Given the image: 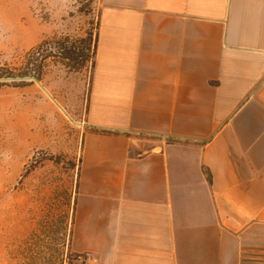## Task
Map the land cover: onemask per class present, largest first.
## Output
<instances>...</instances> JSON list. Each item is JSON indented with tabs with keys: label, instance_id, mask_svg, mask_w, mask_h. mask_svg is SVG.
Returning a JSON list of instances; mask_svg holds the SVG:
<instances>
[{
	"label": "crops",
	"instance_id": "obj_1",
	"mask_svg": "<svg viewBox=\"0 0 264 264\" xmlns=\"http://www.w3.org/2000/svg\"><path fill=\"white\" fill-rule=\"evenodd\" d=\"M84 125L72 255L264 264V0H100Z\"/></svg>",
	"mask_w": 264,
	"mask_h": 264
},
{
	"label": "rangeland",
	"instance_id": "obj_2",
	"mask_svg": "<svg viewBox=\"0 0 264 264\" xmlns=\"http://www.w3.org/2000/svg\"><path fill=\"white\" fill-rule=\"evenodd\" d=\"M99 10L100 0H0V264L73 262ZM33 65L38 79L24 75Z\"/></svg>",
	"mask_w": 264,
	"mask_h": 264
},
{
	"label": "trees",
	"instance_id": "obj_3",
	"mask_svg": "<svg viewBox=\"0 0 264 264\" xmlns=\"http://www.w3.org/2000/svg\"><path fill=\"white\" fill-rule=\"evenodd\" d=\"M46 45V49L44 50V51H42L40 54L37 52V53H35V54H37V57L38 56H43V52H45V55H46V57H49V43H47V44H45ZM42 46V45H41ZM41 46H39V47H41ZM38 47V48H39ZM89 47V46H88ZM39 50H40V48H39ZM93 50H94V52H95V39H94V45H93ZM88 51H89V48H88ZM44 55V56H45ZM35 61H37V58L35 59ZM37 65V64H36ZM36 65H33L32 66V69L30 70V73H25L24 75H28L29 77L28 78H31L30 76H32V77H34V78H36V79H38V74L35 76L34 74H32V73H34L35 72V68H39L38 66H36ZM14 75H12V74H10V76L8 75L7 77H11V78H8V81H13V83H19V82H23V81H21L20 79H16V77H13ZM24 76L22 75V77L21 78H23Z\"/></svg>",
	"mask_w": 264,
	"mask_h": 264
},
{
	"label": "built area",
	"instance_id": "obj_4",
	"mask_svg": "<svg viewBox=\"0 0 264 264\" xmlns=\"http://www.w3.org/2000/svg\"><path fill=\"white\" fill-rule=\"evenodd\" d=\"M72 261L80 264H98V259L89 252L73 255Z\"/></svg>",
	"mask_w": 264,
	"mask_h": 264
}]
</instances>
